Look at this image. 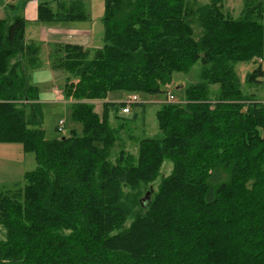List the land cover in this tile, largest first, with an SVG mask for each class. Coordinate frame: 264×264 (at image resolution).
Here are the masks:
<instances>
[{"label":"trees","instance_id":"obj_1","mask_svg":"<svg viewBox=\"0 0 264 264\" xmlns=\"http://www.w3.org/2000/svg\"><path fill=\"white\" fill-rule=\"evenodd\" d=\"M78 6L40 4L37 18L85 17ZM102 22L100 47L50 48L82 135L48 139L28 81L39 47L23 18L0 19V143L36 161L22 185L0 190V264H264V95L243 92L236 71L252 63L244 83L264 88V0H243L237 18L222 0H104ZM194 66L197 80L178 85L183 102H158L159 132L126 151L111 123L124 121L123 102L107 95L166 93ZM164 160L172 170L154 190Z\"/></svg>","mask_w":264,"mask_h":264},{"label":"rangeland","instance_id":"obj_2","mask_svg":"<svg viewBox=\"0 0 264 264\" xmlns=\"http://www.w3.org/2000/svg\"><path fill=\"white\" fill-rule=\"evenodd\" d=\"M14 1V0H12ZM196 4H204L209 0H190ZM17 2V0H15ZM84 3L91 8L89 15L91 18H95L104 13V0H84ZM243 0H222V11L225 14H229L233 18H237L240 15ZM103 16V15H102ZM95 31L99 32V42L102 43L103 36V22L99 20L95 22ZM198 29H196V32ZM97 32V33H98ZM94 49V48H91ZM252 63H239L236 66V71L241 83L243 92L253 95L256 99H263L264 88L263 85H248L244 83V77L246 73L252 71ZM198 67L194 66L189 74L182 72H175L172 75V83L168 86L166 93H135L137 95L136 102L145 104V114H142V109L139 106H130V111L127 114H122L118 109V116L122 117L124 121L118 119L111 120L113 126L122 123L123 128L121 135L124 142V148L126 151L135 152L137 147L136 139L144 133L145 136H152L159 132L157 127V121L155 118V110L157 103L166 101L167 94L173 95L172 102H183L184 91L182 87H178L180 84H186L187 81H196V73ZM56 72V79L41 80L40 84H34L37 88L38 102L40 103L42 113V129L44 130L45 137L48 139L61 138L63 136H69L71 133H75L77 136L82 135V125L80 122L75 121L71 115V108L68 103L71 99H64L55 94L54 89L62 90L65 80V74L61 71L54 70ZM217 85L210 87V98H214L216 95ZM133 93L112 91L107 95L105 101L109 99L121 102L126 100L127 97ZM94 111L102 117L103 105L102 101H95L93 103ZM134 114H137L138 118L135 122H125L124 118H130ZM114 115L110 112V118ZM143 116V120L142 119ZM121 119V118H120ZM59 120L63 121L62 131H57V123ZM0 190L4 187H9L13 184L24 183V174L26 171L33 170L36 167V161L33 152H24L20 143H1L0 144ZM172 170V163L169 160H164L159 170V175L152 183L154 190L157 189L161 176L169 175ZM3 237V231L0 226V238Z\"/></svg>","mask_w":264,"mask_h":264},{"label":"crops","instance_id":"obj_3","mask_svg":"<svg viewBox=\"0 0 264 264\" xmlns=\"http://www.w3.org/2000/svg\"><path fill=\"white\" fill-rule=\"evenodd\" d=\"M74 2L80 3L85 17L47 22L37 18L40 4H47L54 12L77 11L79 6L78 8L72 7ZM6 5H12L13 8H6ZM89 12H91V8L84 3V0H17V2L15 0H0V19H4L6 16L23 18L25 40L35 43L39 47V66L28 74V81L31 85L40 84L42 79L43 81L56 79V72L49 65L50 48L62 44L79 45L84 48L100 47L99 32L95 31L94 26L95 22L102 20L103 14L92 19ZM109 100L116 102L112 99Z\"/></svg>","mask_w":264,"mask_h":264},{"label":"built area","instance_id":"obj_4","mask_svg":"<svg viewBox=\"0 0 264 264\" xmlns=\"http://www.w3.org/2000/svg\"><path fill=\"white\" fill-rule=\"evenodd\" d=\"M54 92L56 95H58L59 97H63L64 98V95H63V92L61 90H58V89H54ZM65 99V98H64ZM173 95L168 93L167 94V99L166 101H170L172 102L173 101ZM136 100H137V95L135 93H133L131 96L127 97L126 100L122 101L123 104L120 106V112L122 114H127L129 113L130 111V106L133 104V103H136ZM63 121L62 120H59L58 123H57V131H62V128H63Z\"/></svg>","mask_w":264,"mask_h":264}]
</instances>
